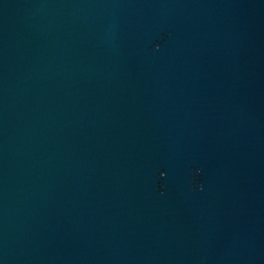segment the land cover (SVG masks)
<instances>
[{"label": "water", "instance_id": "95a60500", "mask_svg": "<svg viewBox=\"0 0 264 264\" xmlns=\"http://www.w3.org/2000/svg\"><path fill=\"white\" fill-rule=\"evenodd\" d=\"M0 264H264V0H0Z\"/></svg>", "mask_w": 264, "mask_h": 264}]
</instances>
